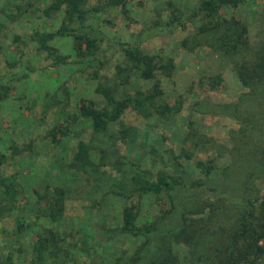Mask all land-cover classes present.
<instances>
[{
  "label": "trees",
  "instance_id": "1",
  "mask_svg": "<svg viewBox=\"0 0 264 264\" xmlns=\"http://www.w3.org/2000/svg\"><path fill=\"white\" fill-rule=\"evenodd\" d=\"M166 2L170 15L163 23L165 30L170 33L175 30L189 32L181 39L180 46L191 53L198 47H206L227 57L245 90L236 102L226 105L228 116H232L238 125L237 130L229 133L227 140L230 146L216 147L213 151L219 157L228 154L229 165L219 168L214 156L195 167L197 175L202 177H193L189 171V164L195 162L194 154L205 153L203 151L214 143L205 135H198L200 130L196 125L199 123H195L193 112L194 107L201 104L200 101L193 104L187 125L183 126L187 133L183 145L168 159L174 166L171 172L165 169L157 172L135 171L136 164L128 161L130 157H121L118 152L112 153L106 151V146H100L101 142L107 144L108 141L113 147L118 142L126 145L132 130L147 126L151 116H158L161 123L167 124L183 107L178 99L173 103L167 100L160 84L161 76L171 78L173 75L174 60L149 53L146 49L147 37L143 35L145 29L136 21L132 11H127L126 0H101L93 4L89 0H50L43 10L44 17L59 20V26L50 31H33L29 39L35 43V49L48 54L55 63H66L70 57L60 55L50 43L56 38L71 37L74 51L72 63L76 72L83 75L90 73L89 79L92 80L89 82L96 81L95 91L104 101L100 106L92 101L80 100L78 111L67 117L66 127L48 129L41 140L51 142L58 149L60 140L70 137L75 131L72 124L83 121L91 135L88 142L82 139L77 143L66 170L70 169L73 176H89L92 185L98 187L105 180V173L99 171L100 167L110 166L116 171L118 167L119 170L125 168L126 192L139 197H152L161 205L154 222L135 225L136 207L131 205L122 211L119 229L104 226V235L108 238H112L115 232L131 234L137 242L133 254L123 251L116 260L117 264H122L125 259L127 264H264V27L253 43L247 27L239 19L221 13L225 6L237 11L243 5L242 0H199L190 9L177 6L172 0ZM6 7L1 8L2 12L7 11ZM14 9L18 14L28 11L25 5H16ZM116 12L127 27H133L131 34L135 39L120 41L118 51L122 61L109 68L104 60L105 49L102 48L105 46V33L99 26L108 29L114 26L111 16ZM98 17H102V21L96 24L99 27L96 28L91 19ZM3 29L4 25L0 24V34ZM105 40L111 50V40ZM13 41L21 52L24 48L20 49L17 44L20 36L15 35ZM21 43L26 45L28 41ZM132 73H136L140 80H152V90L147 93L130 91ZM207 82V91L214 92L221 78L214 77ZM10 90V86L0 84V105L10 99ZM62 90L69 94L68 90ZM46 99L49 100L41 107L43 113L61 104L57 98L49 96ZM232 106L234 109L229 113ZM199 111L205 114L207 110L203 108ZM129 112L141 119L137 125L131 123ZM111 123L115 124L114 129ZM151 128L157 127L152 125ZM28 144L25 147L11 144L9 154L0 155V166L7 159L16 160V156L23 155L27 150L32 152L34 143ZM94 149L102 153L98 163L92 158ZM125 161L129 162V167ZM216 174L220 177H215ZM16 187V183L0 175L2 195L6 198L5 203H9V206L0 204L1 224L8 221L9 213L15 206L18 211H32L37 221L45 219L53 225L43 229L34 246L35 256L23 264H47L46 259L50 264H91L93 261L96 262L94 264H105L95 258L101 255L100 246L91 247L83 240L81 243L78 241L82 219L73 215L72 209H65L66 193L60 186L53 188L51 197L47 186V192L41 195L33 189L37 197L28 210L19 205L17 196L20 193ZM104 201L105 198H101L93 203L97 206ZM16 226L15 229L20 227ZM175 248L181 252L177 253ZM72 250L79 253L78 256L75 254L77 257L73 256ZM4 256L0 257V264H19L10 253Z\"/></svg>",
  "mask_w": 264,
  "mask_h": 264
},
{
  "label": "rangeland",
  "instance_id": "2",
  "mask_svg": "<svg viewBox=\"0 0 264 264\" xmlns=\"http://www.w3.org/2000/svg\"><path fill=\"white\" fill-rule=\"evenodd\" d=\"M89 1L93 4L101 0ZM166 1L126 0V9L130 13L132 11L136 21L145 29L143 35L147 37L146 49L149 53H155L159 58L174 60L173 75L171 78L167 75L161 76L160 84L167 100L173 103L178 99L183 103L182 111L175 114L167 124L161 123L158 116H151L146 122L147 126L132 130L126 145L118 142L113 147L108 141L109 145L101 142L100 146H106V151L118 152L121 157H130L128 161L138 167L133 168L135 171L139 169L157 172L165 169L171 172L174 166L168 159L183 145L187 134L183 126L187 125L193 104L200 101L201 104L199 107L195 106L193 112L195 123H199L196 125L200 130L198 135H205L214 142L212 147L203 151L205 153L200 155L196 152L198 154H194L195 162L191 161L192 163L189 164L188 168L193 177L200 178L202 176L197 175L195 171V167L197 168L200 162L205 163L214 156L219 168L231 162L228 154L219 157L214 155L213 151L216 147L230 146L227 140L229 133L237 130L238 125L232 116H228L226 105H230L232 101L236 102L238 96L245 90L227 57L206 47H198L191 53L180 46L181 39L187 37L189 32L175 30L170 33L165 30L163 23L170 15ZM172 1L183 9H190L194 8L199 0ZM242 1L243 5H240L237 11L225 6L221 13L225 16L234 15L239 19L247 27L249 37L254 43L264 27V0ZM49 2L50 0H0V24L4 25L0 34V84L11 88L10 99L0 105V155H4L5 152L9 154V147L13 143L23 147L29 145L28 143H34L32 152L27 150L23 155L16 156L17 159L14 161L7 159V162L0 166V175L16 183V189L20 193L17 196L19 205L25 206L26 210L31 209V203L37 197L32 192L33 189L41 195L47 192L48 188L51 197L53 188L60 186L66 193L65 209L66 207L67 210L72 209V214L82 219L80 228L82 231L77 236L78 241L81 243L83 240L91 247L100 246L101 255L95 256L97 262L117 264L116 260L123 251L128 255L133 254L137 242L131 234L115 232L112 238H108L104 235V226L107 229H119L122 225V211L131 205L136 207L135 225L154 222L156 211L161 209V205L156 203L157 200L146 195L141 197L136 194L129 195L126 192L124 179L125 168L121 166L120 170L119 167L117 168L120 172L110 166L100 167L99 171L105 173V180L99 183L98 187L92 185L89 176L82 174L73 176L70 169L66 170L65 166L70 164L77 143L82 139L88 142L91 135L87 124L83 121L72 124L75 131L70 137L66 136L60 140L58 149L51 142L41 140L48 129L54 126L66 127L67 117L78 111L80 100L92 101L100 106L104 101V98L95 91L96 81L89 82L92 80L89 79L90 73L83 75L76 72V66L72 63L74 51L71 37L56 38L50 43L60 55L70 57V61L66 63H55L48 54L37 51L35 43L29 39L33 31H50L59 26V20L47 19L43 15V10ZM16 5H25L28 11L18 14L14 9ZM2 7H6L7 11L2 12ZM112 19L115 24L109 29L103 26L97 27L96 24L101 23L102 17L91 19L94 26L105 33V39L111 40L112 52L107 48L105 39V46L102 47L105 49L104 60L109 68L122 61L121 53L118 51L120 41L135 39L131 34L133 27H127L117 12L112 13ZM15 35L20 36V42L17 44L20 49L24 48L21 52L13 41ZM25 41L26 43L28 41V44L23 45L21 42ZM214 77L221 78V83L214 92H209L207 81ZM151 81L140 80L136 73H132L129 90L132 92L142 90L147 93L152 90L153 81ZM62 89L68 90L69 94H65ZM49 96L57 98L61 104L56 109L50 108L44 114L41 107L43 102L49 100L46 99ZM203 108L207 111L205 114H200L199 110ZM233 109V106L230 107L229 113ZM128 114L131 123L137 125L140 122L141 119L132 112ZM152 125H156L157 128L152 129ZM111 127L114 129L115 124L111 123ZM95 141L100 142L98 139ZM202 143L205 141L202 140ZM98 150L92 151L95 163H98L102 156L101 151ZM125 163L129 167V162L125 161ZM215 177L220 176L216 174ZM2 194L3 189L0 188V204L9 206V203H5L6 198ZM101 198H105V201L95 206L93 201ZM9 216L5 223L1 224L0 221V257L10 253L19 264L29 262L30 257L35 256L34 246L39 241L38 236L42 234L43 229L53 225L48 223L49 220L37 221L32 211H18L15 206ZM15 222L20 226L18 229L14 228L17 227ZM60 245L65 248L63 243ZM75 250H72V254L77 257L79 253ZM175 250L177 253L181 252L178 248ZM127 261L125 259L122 264H127ZM46 263L50 264V261L46 259ZM94 263L96 262H91Z\"/></svg>",
  "mask_w": 264,
  "mask_h": 264
}]
</instances>
